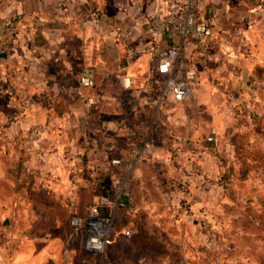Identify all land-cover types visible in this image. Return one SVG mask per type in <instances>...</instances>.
Returning <instances> with one entry per match:
<instances>
[{
    "label": "crops",
    "instance_id": "crops-1",
    "mask_svg": "<svg viewBox=\"0 0 264 264\" xmlns=\"http://www.w3.org/2000/svg\"><path fill=\"white\" fill-rule=\"evenodd\" d=\"M178 1L0 0V20L20 16L11 48L0 52V178L11 185L8 195L0 193V204H9L0 206V264H76L81 251L71 220L59 211L47 218L52 228H45L35 214L16 218L12 205L80 214L96 200L98 174L115 186L132 173L136 187L144 183L140 178L161 173L181 177L178 164H166L185 152L180 148L190 145L208 160V135L219 140L241 113L264 114V12L258 0H191L211 25L204 56L171 24L155 32L148 22ZM92 10L96 25L86 22ZM153 43L180 46L196 67L183 100L158 96ZM86 69L99 98L94 105L77 93ZM186 127L190 136H179ZM161 128L169 138L158 134ZM168 140L172 147H162ZM133 150L142 151V159L133 161ZM32 177L37 185L29 199L30 184L22 179ZM118 197L128 204L133 199Z\"/></svg>",
    "mask_w": 264,
    "mask_h": 264
},
{
    "label": "rangeland",
    "instance_id": "rangeland-1",
    "mask_svg": "<svg viewBox=\"0 0 264 264\" xmlns=\"http://www.w3.org/2000/svg\"><path fill=\"white\" fill-rule=\"evenodd\" d=\"M183 110L189 114L191 108ZM157 132L169 135L165 128ZM178 133L190 136L187 127ZM209 141L208 160L181 144L185 152L174 163L167 161L169 169L175 164L183 169L181 177L140 178L142 187L134 186L132 173L117 181L116 201L103 204L113 217L117 213L103 264H264V122L239 114L219 140ZM29 180L35 190V178ZM10 189L9 178H0V193L8 195ZM118 195L133 197L128 204L132 215L117 210ZM144 200L154 203L141 204ZM44 205L12 206L18 207L16 218L35 214L45 228H52L47 221L52 213L71 220L78 212ZM128 218H133V228ZM79 259L80 254L76 264Z\"/></svg>",
    "mask_w": 264,
    "mask_h": 264
},
{
    "label": "built area",
    "instance_id": "built-area-1",
    "mask_svg": "<svg viewBox=\"0 0 264 264\" xmlns=\"http://www.w3.org/2000/svg\"><path fill=\"white\" fill-rule=\"evenodd\" d=\"M258 8L264 12V0H258ZM91 15L92 17L86 22L96 25L98 18L96 10H92ZM19 21L20 16L17 14L0 20V52H7L11 48ZM148 22L155 32L162 30L166 23L171 24L183 40L191 39L195 43L201 56L207 53V41L212 34L211 25L206 18L199 15L191 0L186 2L179 0L166 15H153ZM252 25V22L247 23L248 28H252ZM150 49L155 61L153 83L157 87L158 96L170 95L176 101L188 97L191 94L197 72L196 67L182 57L180 46L158 47L153 43ZM121 82L124 87L129 85L127 77H121ZM79 83L80 87L77 90L79 97L88 105L96 104L99 98L94 91V78L91 69H86L79 75ZM206 140H212V135H208ZM133 153L135 156L133 161L142 159V151L133 150ZM146 153L148 152L146 151ZM111 161L113 163L120 162L117 159ZM105 203V197L97 196L93 205L87 207L84 216L73 215L71 217L73 233L79 239L81 250L99 256H102L108 246L109 233L113 226L112 216L101 215L100 206ZM83 262L84 260L80 264Z\"/></svg>",
    "mask_w": 264,
    "mask_h": 264
},
{
    "label": "trees",
    "instance_id": "trees-1",
    "mask_svg": "<svg viewBox=\"0 0 264 264\" xmlns=\"http://www.w3.org/2000/svg\"><path fill=\"white\" fill-rule=\"evenodd\" d=\"M241 114H244V113H241ZM254 120V122L257 120L258 122L260 121V123L264 122V114H261V115H258V114H253L251 116ZM256 124V123H255ZM255 129H259V125L256 124L254 126ZM157 131H161V129L157 130ZM163 136V135H162ZM167 138L170 137V134L166 136ZM205 141V140H204ZM205 144L207 146H210L212 144V141H205ZM171 146V141H167V144H162V147H167L169 149V147ZM172 147V146H171ZM181 151L185 150L183 148H180ZM156 165H158L159 167L161 166L160 163L156 162L155 163ZM122 177V176H121ZM120 177V178H121ZM157 177H165L163 175V173L159 174ZM34 178V177H32ZM119 178V179H120ZM30 178H25L24 181H28ZM118 179V180H119ZM93 182H94V185H95V195L96 197L97 196H103L107 199V202L105 204H109L111 203L112 201L115 200V195H116V189H115V186L112 185V184H109V183H106L105 179L103 178L102 175L98 174L96 177L93 178ZM30 180L28 182V184H30ZM31 185V184H30ZM28 186V193H27V197L29 199L31 198H35L34 197V194H35V190H32L33 187L31 186ZM118 209H121L125 215L130 216L132 215V211L129 210L130 208L128 207V203L126 201H121V203H119V205L117 206V210ZM100 212H101V215L103 216H112L111 212H110V209L107 207V205H101L100 206ZM86 214V210L80 214L78 213H75V215H79V216H84ZM117 214V213H116ZM113 217V224L117 223V216ZM134 216V214H133ZM133 218H128V223L127 225L131 228H133L134 226V222H133ZM108 246L105 248L104 250V253L102 254V256H99V255H96V254H92L90 252H87L85 250H81L80 251V263L82 260H84L83 264H103L104 262H106V257H105V254H106V250H107Z\"/></svg>",
    "mask_w": 264,
    "mask_h": 264
}]
</instances>
